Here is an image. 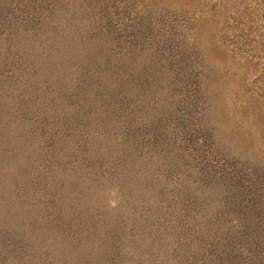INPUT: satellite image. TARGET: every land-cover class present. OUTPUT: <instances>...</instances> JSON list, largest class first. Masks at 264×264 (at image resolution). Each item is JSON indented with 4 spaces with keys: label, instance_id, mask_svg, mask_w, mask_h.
Wrapping results in <instances>:
<instances>
[{
    "label": "rangeland",
    "instance_id": "374dc122",
    "mask_svg": "<svg viewBox=\"0 0 264 264\" xmlns=\"http://www.w3.org/2000/svg\"><path fill=\"white\" fill-rule=\"evenodd\" d=\"M94 60L116 115L78 109ZM244 224L264 237V0H0V257L206 264Z\"/></svg>",
    "mask_w": 264,
    "mask_h": 264
},
{
    "label": "trees",
    "instance_id": "16d2710c",
    "mask_svg": "<svg viewBox=\"0 0 264 264\" xmlns=\"http://www.w3.org/2000/svg\"><path fill=\"white\" fill-rule=\"evenodd\" d=\"M68 55H70L68 53ZM76 73L82 76L77 83L78 109L86 113L99 112L101 107L108 108L109 113L116 115L118 108L114 105L113 96L108 91L105 75L96 61L89 67V64H78ZM104 80V81H102ZM107 93V96L105 92ZM76 104V106H77ZM241 193V192H240ZM258 227L253 225L228 226L222 229H214L211 232V243L206 245L200 242L204 249H209L207 256L203 258L206 264H264V237L258 235ZM9 238V233L0 231V239L4 242ZM35 251L28 264H41L43 256L46 264H56L58 261L51 260L47 251L38 252V244L34 243ZM6 258V259H5ZM4 259V260H3ZM2 260V261H1ZM183 260H190V254L186 253ZM195 261V260H194ZM0 264H22L19 260H11L8 257H0ZM186 264H190L187 263Z\"/></svg>",
    "mask_w": 264,
    "mask_h": 264
}]
</instances>
